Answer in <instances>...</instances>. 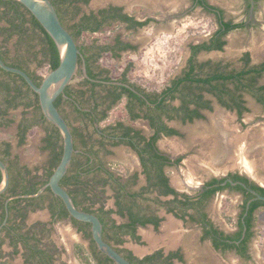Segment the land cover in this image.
Returning a JSON list of instances; mask_svg holds the SVG:
<instances>
[{
  "label": "flooded vegetation",
  "instance_id": "obj_1",
  "mask_svg": "<svg viewBox=\"0 0 264 264\" xmlns=\"http://www.w3.org/2000/svg\"><path fill=\"white\" fill-rule=\"evenodd\" d=\"M205 1L213 9H207L200 0H189L188 6L181 12L147 14L142 18L129 13L124 5L114 2L86 12L89 15L93 11L100 18L99 9L110 5L120 6L121 14L133 17L135 22L112 17L93 31L97 32L111 24H121L120 32L112 37L111 43L92 44V47L77 43L85 61L87 76L83 73V61L79 57L74 75L79 76V80L74 94L70 93L68 84L59 95H62L60 113L69 124L71 132L73 127L77 128V132H72L74 152L68 169L72 162L80 163L83 168L90 164L92 169L84 199L76 203L74 194L67 191L78 209L92 212L98 217L104 216L105 224L99 217L103 239L133 264H186L190 253L188 246L193 247L195 241L205 245L204 259L199 264H234L233 261H239L240 264H264V253H260L255 242L257 215L264 205L250 211L251 202L259 199L252 190L260 194L255 186L264 188V185L258 182L254 174L238 165L206 170L203 163H200L202 171L196 176L199 179H195V174L187 169L186 160L200 161L199 156L204 152L198 150L197 157L190 159L189 149L198 147L199 143L206 144L207 141H199L195 146L193 135L181 130L179 126L204 120L216 125L214 127L220 133L223 132L221 127H224L240 135L238 142L244 139V146L247 144L250 147L258 141L255 135L264 128V0H222L219 4ZM90 2L81 4L88 5ZM195 9L210 15L214 27L202 39L188 44L186 65L193 55V46L212 45L208 49H199L193 55V73L209 78V81L181 84L190 100L189 110L201 114L192 119H183L176 110L163 113L161 99L162 91L173 79L182 75L186 68L182 74L173 77L167 86L157 91L143 86L141 81L130 79L127 76L130 70L112 76L110 70L99 61L104 53L119 57L123 52L140 49L141 42L124 38L123 30L136 33L152 28L160 34L161 29L172 27L170 19L176 20L182 14L189 15ZM81 15L79 13L78 17ZM63 25L71 31L67 23ZM126 44L128 46L124 47ZM88 49L95 56L90 62L86 61V56L90 54ZM0 50L4 48L0 46ZM231 51H236L238 55L234 65L223 61L213 62L209 58L202 62L198 60L201 52L210 57L212 52ZM6 60L12 62L8 57ZM87 65L90 66L91 74L87 71ZM25 68L35 74L26 65ZM242 71L245 72L239 75ZM216 73L231 77L211 79ZM86 79L95 83L94 95H91L92 85ZM195 86L201 90L190 88ZM123 87L128 91L123 92L116 101L111 103L112 97H105L107 92L120 91ZM181 97L182 94L177 92L174 98H167L165 102L177 107L181 104ZM121 100H124V118L109 119L110 109ZM73 102L78 111L73 110ZM64 104L71 106L74 119L68 117ZM84 111L91 113L92 118L86 117ZM102 111L105 115L100 117ZM218 121L223 123L220 125ZM48 122L38 123L52 127ZM248 139L251 141L248 142ZM3 141L6 140H0V157H4L10 177L8 187L0 194V264H83L78 254L80 248L85 249L97 262L104 253L97 248L92 238L90 223L70 216L63 201L52 191H45L48 194L45 198L40 196L48 186L34 197L28 196L31 193L22 192L21 188L13 190L14 181L18 177L22 181L24 178L39 180L41 186L38 190L44 187L49 178L47 171L51 152L46 149L49 154L42 165L30 167L19 163L18 157L13 154L6 158L2 152ZM9 143L12 153V144ZM210 152L208 157L212 154ZM25 169L29 173L18 176L19 171L24 172ZM34 175L36 177H32ZM247 194L251 196L247 198ZM79 199L77 196V201ZM10 203L12 209L8 207ZM120 207L122 212L119 211ZM33 210L44 212L45 215L31 216ZM103 211L106 212L104 215ZM133 214L141 215L144 222H132L130 215ZM194 230L198 231L196 238L191 235ZM114 234L120 242L116 241ZM226 243L234 246L227 247ZM195 254L199 255L197 252ZM211 254L215 260L213 262L208 259ZM108 264L116 263L111 259Z\"/></svg>",
  "mask_w": 264,
  "mask_h": 264
},
{
  "label": "rangeland",
  "instance_id": "obj_2",
  "mask_svg": "<svg viewBox=\"0 0 264 264\" xmlns=\"http://www.w3.org/2000/svg\"><path fill=\"white\" fill-rule=\"evenodd\" d=\"M211 1L218 4L222 2V0ZM111 2L124 5L129 13L136 14L142 18L147 14L176 11L181 12L182 9L188 6L189 0H91L88 5L79 4L81 8L80 13H86ZM212 20L213 19L210 15L199 9H195L189 15L182 14L178 16L176 20L170 19L173 24L172 27L168 30L161 29L160 34L158 31H153L152 28L142 29L136 33L129 31L125 32V30H123L122 34L124 38L141 42L140 49L123 52L119 57H111L108 53H104L99 63L107 67L112 76L120 74L123 70H127V72L130 70V73L127 74L130 79L135 82L141 81L143 86L159 91L167 86L173 77L182 74L185 68H187L186 60L188 56V44L191 41L202 39V37L214 27V22ZM65 21L67 24H71L72 22L68 19ZM2 24L3 22L0 21V27ZM113 25L114 24L105 26L97 32H83L77 37L76 41L85 46L111 43L112 37L120 32V28H122L121 24H115L116 26L114 25V28ZM16 38V36H13L9 40L4 41L0 34V46L6 50V55L9 59H14L17 56L19 57V55H23L25 52L22 47L16 44ZM38 47L39 46L37 45L35 48L37 49ZM37 56V60L31 57V59L26 61L25 65L26 67L31 68L35 74L43 76L48 72V65L46 62L38 65L40 55ZM207 56L208 54L201 52L198 56V60L202 62L209 58L213 62L223 61L234 65L238 55L236 51H231L230 53L212 52L209 54L210 57ZM131 70L133 73H131ZM146 73L147 75H144ZM78 80L79 76H75L69 83L70 86L72 88L77 87ZM190 88H193V90L196 91L201 90V88L196 86ZM64 109L66 110L68 117L74 119L75 114L71 106L69 104H64ZM124 115V100H121V102L115 104L110 109L108 118H124ZM7 118H13L14 121L9 125H0V140L11 142L12 154L13 156L15 155L18 157L19 163L29 165L30 167L42 165L49 154L48 150L43 149L42 147V137L44 136L45 131L44 124L37 123L32 126L27 132L26 140L23 143H20L17 135V124L23 118L33 119V111L28 109L26 113H23V108L20 106L16 109H11ZM176 123L179 125L178 122ZM179 126L181 127V130L193 135L192 138L195 146H197L196 144H198L199 141H207L206 144L199 143L198 147L189 149L190 159L196 156L198 150L206 153V156L204 153L199 156L200 161L194 162L193 160L188 161V159H185L188 166L187 169L195 174V176H193L195 179H199L196 176L201 174L202 171L199 166L200 163H203L206 170L208 168L213 170L218 167L226 169L238 165L254 174L257 177L258 182L264 185V128L261 132L258 131L255 135L258 138V141L250 147H247V144L244 146L246 143L244 139L241 140L242 142H238L240 135L236 134L238 137L237 139H235L236 137L234 139H232L233 137L228 139L227 136H224L223 132L220 133L218 129L214 127L216 125L212 122L209 123L204 120H195L191 123L180 124ZM221 128L222 131L225 129L224 127ZM228 132L230 133L229 135L233 134L236 136L235 133L230 132V130ZM249 141L251 140L248 139V142ZM185 142L188 144V140ZM234 149H237L236 152L239 153V155L233 159V153L235 152ZM209 151H211L210 153L212 154L208 157ZM125 153L126 155H129L126 151ZM215 161L217 163L214 165ZM206 165L209 167H205ZM128 166H131V164H128ZM38 214L45 215L44 212L40 211L33 210L30 212L31 216H36ZM256 224L258 229L257 235L255 236V242L260 253L263 254L264 207L258 211ZM191 235L196 238L198 236V231H191ZM189 247V259L186 264H199V262L204 259L203 250L205 249V245L203 243L198 244L197 241H195L193 247L192 245H189L188 248ZM196 252L199 255H196ZM208 259L212 262L215 261L212 254ZM217 263L218 262L215 264ZM233 263L240 264L239 261H233Z\"/></svg>",
  "mask_w": 264,
  "mask_h": 264
},
{
  "label": "trees",
  "instance_id": "obj_3",
  "mask_svg": "<svg viewBox=\"0 0 264 264\" xmlns=\"http://www.w3.org/2000/svg\"><path fill=\"white\" fill-rule=\"evenodd\" d=\"M50 1L53 3L56 9L61 23L62 22L66 23L65 22L66 19L72 21L71 24H68V27L71 28L70 33L73 35L75 40L83 33V31H90V32L96 31L112 17L113 18L119 17L120 19L125 21H134L133 17L128 16L127 14H121L122 7L120 6L110 5L108 8L104 7L102 9H99L98 13L100 15V18H98V16L94 14L93 11H91L89 15L87 13H82V15L78 17L81 11L79 4L88 3L89 0H50ZM200 1L207 9H213V6L208 4L205 0H200ZM0 21L3 22V24L0 27V34L2 35L4 41L9 40L13 36H16L17 37L16 44L25 50V52L23 53L25 57L23 55H19V57L17 56L16 58L11 59L12 62H8L6 60L7 55L5 49L2 51L0 50V57L7 64L25 70L36 84H40L42 76L36 75L33 72L28 71L25 68V63L28 58L31 59L32 57L37 60L38 57L37 55H40V58L38 59L39 65L46 62L49 66V70L55 68L59 63V54L53 40L47 34L44 28L40 25L37 19L31 14V12L16 0H0ZM137 23L143 24V22H137ZM118 44H121L120 41H118ZM37 45L39 47L36 49L35 47ZM125 46L128 45L126 44L124 45V47ZM103 47L107 48V46H103ZM210 47H212V45L211 46L205 44L195 45L193 46L194 48L193 55H195V53L201 48L208 49ZM217 47H220V44H217ZM88 51L90 54L86 56V61L90 62L92 58L95 59V56L91 51V49H88ZM193 55L190 57L188 61V66L184 71V73L178 76L177 78L173 79L171 84L162 91L161 108L163 109L162 110L163 113L176 110L183 119L184 118L192 119L193 116L201 115L196 110H189L188 108V103L190 101L189 97L187 98V95L181 88V84L184 82L189 81V82H196L202 84L209 81V78L200 77L193 73V70L195 68ZM87 71L89 74H91V69L89 65H87ZM244 72L245 71L240 72L239 75H241ZM211 77H212L211 79L213 78L227 79L231 77V75H223L221 73H216L213 74ZM85 81L89 82L92 85L90 90L92 92L91 95H94L93 87L95 83H91L87 79ZM69 89H70V93L74 94L75 89L71 88L70 86ZM125 91H128L126 90L125 87H123L120 91L112 90L107 92L105 97L111 96L112 97L111 103H112L116 101L117 98H120L123 95V92ZM177 92H180L182 94L181 97L182 100L179 106L177 107L171 106L165 102V99L167 98L170 99L174 98ZM129 93L130 95L135 96V94H133L132 92ZM61 98L62 95L59 96L57 101H54V104L59 109V111H61L60 108ZM195 101L197 102L198 100ZM201 104L204 105L203 103ZM72 105H73V110L78 111V107L74 102L72 103ZM20 106L23 108V113H26L28 109H32L34 115L33 119L23 118L17 124L18 125L17 133L20 138L19 142L23 143L25 137L27 136V131L32 126L37 124L39 121L42 122L47 120L44 118L41 112L37 94L29 87V85L23 79V77L18 74L6 71L0 67V125H9L10 123H12L14 121L13 118H7L9 111L11 109H16L17 107ZM108 107L109 106H106V108ZM83 113L86 117L92 118L91 113H88L86 111H84ZM101 114L102 115L100 117L105 115V112L102 111ZM48 123L49 125H52V127L50 126L45 127V134L42 137V142H43L42 147L43 149H48L51 152L49 168L47 171V176H50L53 169L58 164L62 154V139L58 129L55 126H53V124H50V122ZM162 127L166 128L165 126ZM72 132L73 133L77 132V128L73 127ZM82 143L86 145L84 139H82ZM2 145H3L2 152L4 153V156L6 158H9L12 155L11 151L9 150L10 143L7 141H3ZM0 158L4 160V157L3 158L0 157ZM22 168H25V166H22ZM91 170L92 169L90 164L87 167L83 168L80 163L72 162L70 169H68L67 173L63 176V178L60 181V183L64 187H66L70 193L74 194V199L76 203L77 202L79 203L82 200V198L83 199L85 198L87 192L86 189L90 183L89 173L91 172ZM24 173L28 174L29 170L25 169L24 172L19 171L18 176L22 177ZM32 177H36V175ZM18 178H16V181H14L13 190L17 188H21L22 192L33 194L37 192V190L41 186V182L39 180L31 181L29 178L28 179L24 178L26 180V182H24L25 180L22 181L21 180L22 178L21 179ZM0 181H1V173H0ZM46 181L47 180H45L44 183ZM162 182L165 183V179H163ZM226 185L229 184L227 183ZM218 188L221 189L222 187H218ZM255 188L259 191L260 194L264 195V188L262 186L256 185ZM45 191L51 193L50 188L46 187L40 196H43L45 198V196L48 195ZM77 196L80 197L79 201H77ZM246 196L248 198L251 196V194H247ZM117 202L118 203L120 202V198L118 199ZM260 205H264V200L258 199L251 202L250 211ZM8 207L12 209L13 205H11L10 203ZM121 210L122 207H120L119 211L122 212ZM102 213L104 215L106 212L103 211ZM64 214H66V212ZM130 216L132 222H134L135 220L136 221L139 220L142 223L144 222V219H142L141 215L133 214ZM99 217L101 221L105 224V220H103L104 216L103 217L99 216ZM112 227H117V226H112ZM114 237L117 242L121 241L115 234ZM135 237L138 238L137 236ZM225 245L227 247L234 246V244H228V243H226ZM78 254L83 264H100V263L108 264V262L111 261V259L108 256L100 253L101 254L100 259H98V261L96 262L95 260H93V258L89 256V254L83 248L79 249Z\"/></svg>",
  "mask_w": 264,
  "mask_h": 264
},
{
  "label": "water",
  "instance_id": "obj_4",
  "mask_svg": "<svg viewBox=\"0 0 264 264\" xmlns=\"http://www.w3.org/2000/svg\"><path fill=\"white\" fill-rule=\"evenodd\" d=\"M16 1L25 6L37 19L53 40L59 54L58 65L42 76L40 84H36L25 70L7 64L0 57V67L6 71L22 76L29 87L37 94L40 109L44 118L58 129L62 139V154L60 160L49 176L47 183L36 193L29 194L28 196H37L46 186H48L52 193L63 201L70 216L77 220L90 223L92 238L97 248L102 253L111 258L116 264H133L103 239L102 223L99 217L92 212L78 209L67 189L60 184V180L67 172L72 159L74 140L70 126L54 104V100L64 92V88L74 77L79 57H81L83 61V73L87 76L83 55L73 35L61 23L58 13L50 0ZM0 173L1 194L8 187L10 177L7 165L1 158ZM252 192L257 198L264 200V195L258 194L253 190ZM1 226L2 223L0 222V229Z\"/></svg>",
  "mask_w": 264,
  "mask_h": 264
},
{
  "label": "bare ground",
  "instance_id": "obj_5",
  "mask_svg": "<svg viewBox=\"0 0 264 264\" xmlns=\"http://www.w3.org/2000/svg\"><path fill=\"white\" fill-rule=\"evenodd\" d=\"M221 118H222V117H221ZM224 121H225V120H224ZM218 123H220V125H221V123H223V122H219V121H218ZM223 134H224V136H227L228 139H230V138H232V137H233L232 139H234L235 137H236L235 139L238 138L237 136L229 135L230 133L228 132V130H225V129L223 130ZM230 136H232V137H230ZM227 141H228V140H227ZM229 141H231V140H229ZM229 145H230V144H229ZM248 146H249V145H248ZM246 149H247V148H246ZM234 151H235V152L233 153V155H238V153L236 152L237 149H236V150L234 149ZM242 153H243V152H242ZM247 162H248V161H247Z\"/></svg>",
  "mask_w": 264,
  "mask_h": 264
}]
</instances>
